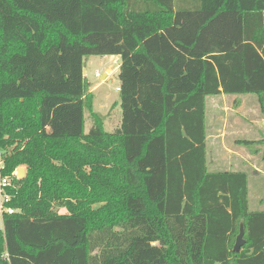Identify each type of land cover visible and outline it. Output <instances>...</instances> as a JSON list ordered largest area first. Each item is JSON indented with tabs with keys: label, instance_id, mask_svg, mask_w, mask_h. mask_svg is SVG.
<instances>
[{
	"label": "trees",
	"instance_id": "16d2710c",
	"mask_svg": "<svg viewBox=\"0 0 264 264\" xmlns=\"http://www.w3.org/2000/svg\"><path fill=\"white\" fill-rule=\"evenodd\" d=\"M119 57L120 127L47 134ZM264 116V0H0V264H264L247 176L207 168L206 98ZM240 146H262L240 140ZM62 208L66 213L59 214ZM240 228L244 244L234 252Z\"/></svg>",
	"mask_w": 264,
	"mask_h": 264
},
{
	"label": "rangeland",
	"instance_id": "374dc122",
	"mask_svg": "<svg viewBox=\"0 0 264 264\" xmlns=\"http://www.w3.org/2000/svg\"><path fill=\"white\" fill-rule=\"evenodd\" d=\"M111 58L110 56H87L83 58V71L85 72L83 77L87 86L86 95H90L91 97L89 100L91 111L87 107L88 98L82 99L76 104L55 109L51 121L45 129L47 134L62 132L85 134L92 127L91 112L101 119L106 132L112 133L120 127L122 114L119 106V82L117 76L119 60H112ZM232 106V98L214 97L209 99L206 103V147L208 149V153L206 151V158L207 168L210 172L222 171L227 168L237 170L241 167L240 162H238L236 158H232V161H229L231 165L229 167L227 166V161L223 159L219 151V139L214 138L219 135L220 117L225 113L224 109H229ZM244 106L246 109L253 112L252 117L264 119V116L257 108L255 98L253 100H245ZM239 119V129L241 131L244 132V129L250 130L253 128L254 130H250L248 134L238 135V139L256 138L259 141L264 138V125L261 124L260 129L257 128V125H255V127H248V122L246 121L248 116H246L245 113H240ZM234 140L235 137H232L230 142ZM257 149L258 155L254 164L264 170L263 147L259 146ZM2 158L3 153L0 152V160H2ZM15 171L10 176H6L10 177L11 185L14 187V181L20 180L16 177ZM247 182L249 211H264V175L248 177ZM57 211L59 214L66 213L62 208L57 209ZM1 228L2 225L0 224V229Z\"/></svg>",
	"mask_w": 264,
	"mask_h": 264
},
{
	"label": "crops",
	"instance_id": "0c3cea01",
	"mask_svg": "<svg viewBox=\"0 0 264 264\" xmlns=\"http://www.w3.org/2000/svg\"><path fill=\"white\" fill-rule=\"evenodd\" d=\"M112 60H119V57H114L111 56ZM119 64H120V60H119ZM118 72H119V66H118ZM118 76V75H117ZM119 82V81H118ZM118 87H119V83H118ZM215 97H222V98H232L233 100V106L234 108L230 107L225 108L224 109V114L221 115L220 117V124H219V135L214 137L215 139L218 138L219 139V151L221 153V155L223 156V159H225V161H227V166L229 167L231 165V163H229V161H232V158H236V160L238 162H240L241 167L240 169L237 170H232L231 168H227L225 170L222 171H228V172H242L245 173L247 178L248 177H258L259 175H264V170H262L260 167H258L257 165L254 164V161L257 159V151H258V145L255 146H240L237 144L238 141L240 140H246V141H258V139H248V138H242V139H238V135L242 134H248L250 130H254L253 129H244V132L241 131L239 129L240 126V119H239V115L240 113H245L246 116H248V119L246 120L248 122L247 126L248 127H255V125H257L258 129H260L261 124L264 125V119H257L252 117V111L248 110L245 108L244 106V101L245 100H253L255 98L256 100V105L258 110L259 106L257 103V99L255 96L253 95H243V96H235V95H231V96H227V95H219V96H215ZM214 98V97H207L206 98V103L209 99ZM206 115V112H205ZM206 119V117H205ZM260 124V125H259ZM206 126V123H205ZM207 129V127H206ZM232 137H235V140L232 142H230V140H232ZM206 142H207V137H206ZM255 147V149H254ZM206 151L208 153V149L206 147ZM206 153V155H207ZM253 162V163H251Z\"/></svg>",
	"mask_w": 264,
	"mask_h": 264
},
{
	"label": "built area",
	"instance_id": "2783aa9c",
	"mask_svg": "<svg viewBox=\"0 0 264 264\" xmlns=\"http://www.w3.org/2000/svg\"><path fill=\"white\" fill-rule=\"evenodd\" d=\"M3 169V163L0 160V170ZM13 187L10 182V177L0 176V224L2 225V217L5 214H13L16 210L7 207V203L10 201L11 196L7 193V189Z\"/></svg>",
	"mask_w": 264,
	"mask_h": 264
},
{
	"label": "water",
	"instance_id": "95a60500",
	"mask_svg": "<svg viewBox=\"0 0 264 264\" xmlns=\"http://www.w3.org/2000/svg\"><path fill=\"white\" fill-rule=\"evenodd\" d=\"M84 71H83V75H84ZM15 174H16V177L18 179H23L24 176H25V171H24V168L23 167H19L16 169L15 171ZM244 244V240H243V229L240 228L239 230V234L237 235L236 237V240H235V244H234V252H239L241 247L243 246Z\"/></svg>",
	"mask_w": 264,
	"mask_h": 264
}]
</instances>
